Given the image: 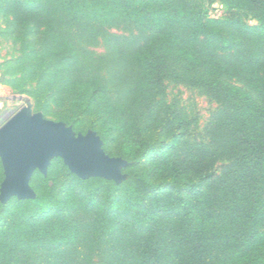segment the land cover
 Here are the masks:
<instances>
[{
    "label": "trees",
    "instance_id": "16d2710c",
    "mask_svg": "<svg viewBox=\"0 0 264 264\" xmlns=\"http://www.w3.org/2000/svg\"><path fill=\"white\" fill-rule=\"evenodd\" d=\"M0 17V84L128 162L120 183L34 171V199L0 201V264H264V0H0ZM119 25L136 34L89 49ZM166 82L217 105L203 140Z\"/></svg>",
    "mask_w": 264,
    "mask_h": 264
},
{
    "label": "water",
    "instance_id": "95a60500",
    "mask_svg": "<svg viewBox=\"0 0 264 264\" xmlns=\"http://www.w3.org/2000/svg\"><path fill=\"white\" fill-rule=\"evenodd\" d=\"M95 131L75 132L63 121L45 118L32 104L18 109L0 126V161L3 180L0 201L11 197L34 199L30 186L34 171L46 175L51 161L60 158L81 179L92 177L120 183L126 178L122 168L128 162L109 156Z\"/></svg>",
    "mask_w": 264,
    "mask_h": 264
},
{
    "label": "rangeland",
    "instance_id": "374dc122",
    "mask_svg": "<svg viewBox=\"0 0 264 264\" xmlns=\"http://www.w3.org/2000/svg\"><path fill=\"white\" fill-rule=\"evenodd\" d=\"M208 13L211 17H223L226 15V9L223 5L216 2L209 8ZM244 21L250 24L254 23L250 17H244ZM4 26L5 24L3 19L0 17V29ZM109 33L132 37L136 34V31L126 29L121 25L113 27L105 32L103 36L98 39L96 44L89 46V49L96 53H103L106 48V41ZM15 49L16 47L12 44L11 40L0 34V64L5 59L15 55ZM162 100L166 103H174L184 115L191 117L193 119V122L190 125L191 138L197 141L203 140V128L209 120L211 114L217 108V105L212 100L202 95L195 89H191L182 84H175L173 82H166V90ZM28 103L32 104L31 100L27 96L14 93V91L9 87L0 84V126L18 109L26 106ZM44 117L59 121L58 116L44 115ZM89 122L90 119H82L80 125L78 126L79 129H87ZM219 168L220 164L216 166V171H218ZM97 263L98 259L93 256L90 260V264Z\"/></svg>",
    "mask_w": 264,
    "mask_h": 264
}]
</instances>
